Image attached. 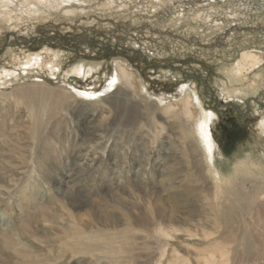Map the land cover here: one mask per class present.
Here are the masks:
<instances>
[{
	"label": "rangeland",
	"instance_id": "1",
	"mask_svg": "<svg viewBox=\"0 0 264 264\" xmlns=\"http://www.w3.org/2000/svg\"><path fill=\"white\" fill-rule=\"evenodd\" d=\"M13 3L0 16V244L14 235L33 264H264V215L226 216L184 122L211 111L221 184L264 191V0ZM244 51L260 62L239 72ZM34 54L46 64H26ZM78 64L92 73L72 79ZM117 64L127 97L76 94L104 90ZM81 239L93 253L74 251Z\"/></svg>",
	"mask_w": 264,
	"mask_h": 264
},
{
	"label": "bare ground",
	"instance_id": "2",
	"mask_svg": "<svg viewBox=\"0 0 264 264\" xmlns=\"http://www.w3.org/2000/svg\"><path fill=\"white\" fill-rule=\"evenodd\" d=\"M34 1H37V4H42V5L49 4V7L51 8H59L64 3L71 2V0H52V1L34 0ZM13 4H14L13 0H0V16L5 21L12 19L10 6ZM109 5H111V2L109 3ZM45 61L42 63L40 61L39 54H34V55H28L25 63L29 65L41 66L42 64H46ZM259 62H260L259 58L256 56V54L250 51H244L241 53L240 59L234 65V70H239V72H242L243 68H245V64L250 65V67H252L257 65ZM92 69L93 67L91 65L86 67L84 64H78L72 68L70 75L73 77H84L85 75L92 73ZM109 78L111 79L109 84L105 87L104 90L101 91H98L94 88H90L87 90H79V89L74 90L73 88L72 89L76 92L77 95H80L82 97L83 101H97V100H103L109 98L108 100L110 104H112L113 97L116 96L120 98L127 97L131 87V73L121 64H117V69L114 78L112 76ZM119 78L121 79V85L113 86L114 81ZM111 85L113 86V88L110 89L109 86ZM108 89L112 90V92H110L112 94L109 96L105 94V91ZM113 90L116 91L114 92ZM24 91L25 89L21 91L22 96H26L28 93V92L24 93ZM42 92L46 93L45 89L39 88L38 95L40 97H42V95L40 94ZM238 93L245 94L246 92L238 91ZM58 94L63 97L62 93H58ZM189 98L190 96L186 95L184 97V102L187 103ZM193 99H195L196 102H198V98L196 96L193 97ZM115 101H120V99H114V102ZM170 110H171V105L168 103L164 107V112H169ZM184 113L189 115V110L185 108ZM212 119H213V113L211 111H202V115L198 119L194 120L192 128H190L189 124H187L189 121L187 122V119L186 120L184 119L185 120L184 122L186 123L185 131L187 132L188 135L190 136L192 135L193 141L196 143L197 155L202 160V162H204L210 180L212 181L216 190L221 194V197L223 198L222 204L224 206L223 209H225L226 212L225 214L226 216L229 213H235V214L239 213V214L247 215L252 213L253 210H255L256 213L261 217L262 215H264V203L259 201L260 199L259 195H261L264 192L263 189H261L260 187L261 185L254 182L251 191L244 192L242 189L237 187L238 184L236 185L232 181H230L227 184H221L222 183L221 177H223L224 175L222 174L220 167L214 166L213 152L215 149V142L212 137L211 128H210ZM259 124L261 127V133L264 137V117L260 119ZM67 177L66 178L69 179L70 176ZM65 182L67 184L68 180L65 179ZM222 186H225L224 187L225 189L222 188ZM23 199H24L23 196L19 197V202H21ZM30 199L31 198L29 197L28 199L29 202H31ZM21 208L22 210H24L23 207ZM27 220L28 218H26V221ZM80 241H81L80 243L81 246L77 248L75 247L74 251H77L79 253H93V251L95 250V244H93L92 242H84L82 239ZM240 243L243 246L244 251H246L247 253L254 252L256 247L255 239L253 235L250 233V231L246 230L243 232V235H241ZM8 248H10L11 250L10 255L12 257H16V260L18 261L19 264H33V260L32 258H30L31 254H29L30 252H28L29 250L25 249V247L22 245V242L14 238V235L13 237L6 236L5 240L1 241L0 253L3 252L6 253L5 249L7 250ZM2 256L3 255L0 254V264H2V262H5L4 261L5 258Z\"/></svg>",
	"mask_w": 264,
	"mask_h": 264
},
{
	"label": "water",
	"instance_id": "3",
	"mask_svg": "<svg viewBox=\"0 0 264 264\" xmlns=\"http://www.w3.org/2000/svg\"><path fill=\"white\" fill-rule=\"evenodd\" d=\"M72 79H75V77H72ZM70 83H72V84H73V83H74V81H70Z\"/></svg>",
	"mask_w": 264,
	"mask_h": 264
}]
</instances>
